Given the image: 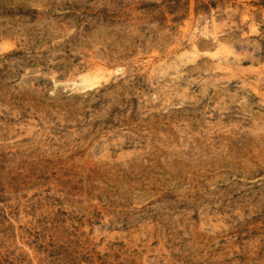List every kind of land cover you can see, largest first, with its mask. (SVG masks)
Instances as JSON below:
<instances>
[{
    "label": "rangeland",
    "instance_id": "obj_1",
    "mask_svg": "<svg viewBox=\"0 0 264 264\" xmlns=\"http://www.w3.org/2000/svg\"><path fill=\"white\" fill-rule=\"evenodd\" d=\"M0 264H264V0H0Z\"/></svg>",
    "mask_w": 264,
    "mask_h": 264
},
{
    "label": "bare ground",
    "instance_id": "obj_2",
    "mask_svg": "<svg viewBox=\"0 0 264 264\" xmlns=\"http://www.w3.org/2000/svg\"><path fill=\"white\" fill-rule=\"evenodd\" d=\"M96 75V74H95ZM94 77V76H93ZM86 78V77H85ZM96 79V78H95ZM89 80H91V79H89ZM89 80H87V81H89ZM86 81V80H85ZM95 84V81H93V82H91V84L89 85V86H93ZM89 86H87V88L89 87Z\"/></svg>",
    "mask_w": 264,
    "mask_h": 264
}]
</instances>
